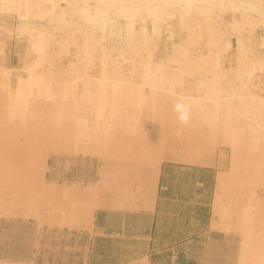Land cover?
<instances>
[{
	"label": "rangeland",
	"instance_id": "rangeland-1",
	"mask_svg": "<svg viewBox=\"0 0 264 264\" xmlns=\"http://www.w3.org/2000/svg\"><path fill=\"white\" fill-rule=\"evenodd\" d=\"M155 1L0 0V264H264V0Z\"/></svg>",
	"mask_w": 264,
	"mask_h": 264
},
{
	"label": "crops",
	"instance_id": "crops-1",
	"mask_svg": "<svg viewBox=\"0 0 264 264\" xmlns=\"http://www.w3.org/2000/svg\"><path fill=\"white\" fill-rule=\"evenodd\" d=\"M110 199V198H109ZM109 199H106L104 202H106V205L105 206H103V204H102V201H100V203H101V208H102V206L103 207H113V208H117L118 206H116L115 207V205H117V202H112V201H110ZM147 200L148 201H150L151 200V202L148 204V205H146V206H144L143 208H142V210H143V212H145V213H149V212H151V211H153V217H154V208H156L155 207V205H156V197H154V193H153V197L152 196H150V198L148 199L147 198ZM116 201H118L117 199H116ZM108 203V204H107ZM120 208H122V207H120ZM126 209V211L127 212H129V213H133L134 211H137L136 209H134L133 207L132 208H125ZM122 210V209H121ZM138 212V211H137ZM102 214H100V216H99V219H101L102 218V216H101ZM152 217V226L153 225H156V221H154V218ZM65 224V223H64ZM66 225V224H65ZM64 225V226H65ZM82 225H83V227H85V226H88V232H92V231H94V229L93 230H91L92 228V226L90 225V222L88 221V222H84V223H82ZM87 228V227H86ZM86 228H84V229H86ZM102 232L104 233V235L105 234H107V233H109V230L108 229H106V227H102ZM140 236H143V235H145V236H147V232H140ZM139 236V237H140Z\"/></svg>",
	"mask_w": 264,
	"mask_h": 264
},
{
	"label": "bare ground",
	"instance_id": "bare-ground-1",
	"mask_svg": "<svg viewBox=\"0 0 264 264\" xmlns=\"http://www.w3.org/2000/svg\"><path fill=\"white\" fill-rule=\"evenodd\" d=\"M167 1V0H166ZM220 1H222V0H220ZM240 1V0H239ZM154 2H156L155 0H154ZM187 2V1H186ZM244 2V1H243ZM247 2V1H246ZM242 3V2H241ZM240 3V4H241ZM261 3H264V1L263 2H261ZM206 4H208V3H206ZM229 4V3H228ZM251 4V3H250ZM250 4H247V5H249V6H251ZM259 3L257 2V5H258ZM202 5V4H201ZM204 5V4H203ZM209 5V4H208ZM213 5V4H212ZM241 5H243V4H241ZM255 5H256V3H255ZM255 5H252L251 7H253L255 10H257V11H259V8L261 7V6H259V7H257V6H255ZM205 6V5H204ZM237 6V5H236ZM245 6V5H244ZM244 6H242V7H244ZM157 8V9H156ZM156 8H154V10L156 9V10H158V7H156ZM208 9L210 8V7H207ZM212 8V7H211ZM240 8V7H239ZM233 9V8H232ZM236 9H237V7H236ZM243 9V8H242ZM252 9V8H251ZM262 9H264V7L262 8ZM207 10V9H206ZM224 10V9H223ZM240 11H241V9H240ZM204 12V11H203ZM207 13H208V11H206ZM176 13V12H175ZM209 13H210V11H209ZM212 13V12H211ZM210 13V14H211ZM249 13V12H248ZM251 13V12H250ZM260 13H262V15L264 14V10H260ZM209 14V15H210ZM213 14V13H212ZM242 14V13H241ZM245 15V14H244ZM257 15V14H256ZM245 16H247V14L245 15ZM244 16V17H245ZM213 18V17H212ZM246 18V17H245ZM250 17H248V19H249ZM257 18V17H256ZM247 19V18H246ZM211 21V20H210ZM210 21H208V22H210ZM200 22V21H199ZM199 22H198V24H199ZM211 23V22H210ZM238 24V23H237ZM242 38V37H241ZM211 104V103H210ZM61 112H62V110H61ZM44 136V135H43ZM203 158H204V156H202ZM201 158V157H200ZM195 161V160H194ZM197 161V160H196ZM207 161V160H206ZM209 161V160H208ZM199 162H203L202 161V159L200 160V161H198V163ZM205 162V161H204ZM118 166V165H117ZM219 184V183H218ZM63 195V194H62ZM60 208V207H59ZM228 221V220H227ZM235 223V222H234ZM226 224V223H225Z\"/></svg>",
	"mask_w": 264,
	"mask_h": 264
}]
</instances>
